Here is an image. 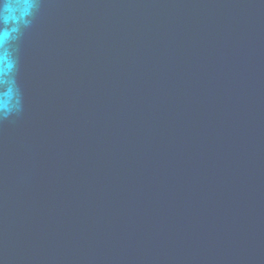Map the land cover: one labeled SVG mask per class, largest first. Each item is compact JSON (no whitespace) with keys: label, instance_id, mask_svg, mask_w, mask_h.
Wrapping results in <instances>:
<instances>
[{"label":"water","instance_id":"95a60500","mask_svg":"<svg viewBox=\"0 0 264 264\" xmlns=\"http://www.w3.org/2000/svg\"><path fill=\"white\" fill-rule=\"evenodd\" d=\"M0 264H264V0H0Z\"/></svg>","mask_w":264,"mask_h":264}]
</instances>
